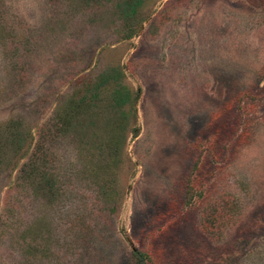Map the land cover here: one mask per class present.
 <instances>
[{"label":"rangeland","instance_id":"rangeland-1","mask_svg":"<svg viewBox=\"0 0 264 264\" xmlns=\"http://www.w3.org/2000/svg\"><path fill=\"white\" fill-rule=\"evenodd\" d=\"M141 252L264 264V0H0V264Z\"/></svg>","mask_w":264,"mask_h":264},{"label":"trees","instance_id":"trees-1","mask_svg":"<svg viewBox=\"0 0 264 264\" xmlns=\"http://www.w3.org/2000/svg\"><path fill=\"white\" fill-rule=\"evenodd\" d=\"M108 79H109L108 72H103L102 74H99L96 79H94L93 84H94V86H97V85H100V84L102 85L103 83L107 82ZM32 170H33V168H32ZM146 260H147L146 254L142 253V252L139 253V255H138V263L139 264H146Z\"/></svg>","mask_w":264,"mask_h":264}]
</instances>
